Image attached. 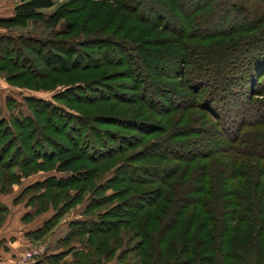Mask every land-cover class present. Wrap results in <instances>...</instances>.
Listing matches in <instances>:
<instances>
[{
	"label": "trees",
	"instance_id": "trees-1",
	"mask_svg": "<svg viewBox=\"0 0 264 264\" xmlns=\"http://www.w3.org/2000/svg\"><path fill=\"white\" fill-rule=\"evenodd\" d=\"M111 1H123L127 10L138 18L143 25H153L149 28L152 32L160 30L165 34H176V38L179 39V48L171 52V54L169 53L171 70L175 75L173 79L183 80L195 97L201 99L199 107L212 115L219 124H217L219 131H210L207 128H198L192 124H187L173 128L170 131L163 130L158 132L155 131V126L151 122L145 120L134 122V120H131V123H134L146 137L158 135L150 140L143 150H150L151 156L163 160L172 158V155L176 161L188 160L189 162H196L198 158L207 159L214 154L217 150V147H213L214 142L220 139L217 142L228 143L230 150L238 157L239 161L244 160L245 162V160H249L252 163L251 165H254L253 168H248V165L243 164L242 168H238L240 178L251 180L253 194L248 193L245 195L229 191L231 200H226V202L225 198H223L225 193L221 190V183L218 180L211 182L209 190L204 186L207 185L205 177H208V171H217V168L215 166L210 167L208 163L204 162L201 164L197 163L196 168L190 166L188 168L189 173H195L196 176H199L204 190H207V193L210 194L209 198H200V204L205 207L203 213L210 215L212 219L206 218V221L200 222V225L191 223V225L187 226V230L175 233L174 231L177 230L179 225L176 215L178 216L182 212H178V210L184 208L181 203L187 202L189 204L190 202L181 196L168 197L167 201L172 205L171 209H166L168 219L162 222V226L158 229L156 228V231H151L146 226V223L154 220L158 221L159 219H157L156 214L153 215L151 213L152 215L149 216L146 213L145 218L141 220L140 232H138L143 241L139 242L138 249L133 246L126 249L125 254L138 250L141 258L140 264H193L194 262L196 264H264L263 242L257 240L249 246L250 240L244 238H237L236 240L235 238L225 237L221 240L218 230L217 234L215 232L204 235L210 219L216 220L219 225L221 224L222 213L220 204L226 205L227 203V205L230 204L229 206H231L229 213L232 218L234 217L233 219L246 224L248 228L259 227L260 232H257V237L258 235L260 237L264 236V217H260L264 211V189L263 192L259 191L255 174L256 170H254L255 165L261 164L264 166V101L255 100L256 97L264 96V9L259 16H254L248 8L231 3L230 0L229 2L224 0L223 3H221V0H167L170 7L160 3L161 0ZM256 1L264 6V0ZM187 2L190 6L185 9ZM143 5L146 6L144 10ZM160 7L168 9L170 19L162 14ZM221 7L223 8V13L216 17L215 12ZM53 8L54 0H17L13 13L7 17H0V29H25L28 21L36 18L42 19L43 12L50 11ZM145 12H148L149 15ZM66 15L67 11L59 8L49 13L44 20L51 26H57ZM20 39L23 49L14 48L13 53L18 54L21 60L29 62V70L34 75L47 74L55 69H59L63 73L77 71L83 64V60L88 56V53H80L78 46L74 45L73 42H69V46L65 49H49V54L44 58L41 55L40 46L50 44V40L44 36H29L19 39L7 36L0 37V41L4 40L8 45L18 43ZM98 39L93 38V41L98 42ZM114 46H117L120 52L125 55V57L122 56L116 59V62L124 64L127 68L125 76L127 79L134 81L133 90L137 102L158 113L166 110L165 107H162L161 98L156 92L169 94L170 91L164 89L153 78L154 76L149 70L150 66L145 64L143 59V48L134 42H127L125 45L115 42ZM10 54L11 52L8 53V55ZM157 54L153 53V56L158 57L159 55ZM18 56H15V60H20ZM194 58L198 62L192 63ZM176 74H179V76ZM113 87V84L108 82H85L65 88L53 97V101L59 102L70 99L69 93L75 94L77 100L88 103L93 100L108 99L112 96L115 99L128 100L116 94L112 96L106 95L105 92L112 91ZM236 88H239V93L243 90L240 96L235 91ZM228 97H231V99H228ZM24 102L29 105L30 115H25L22 111H19L17 115L0 116V169L10 170L11 168L9 163L3 161L7 154L5 147L9 149L14 147L17 155L22 146H24L23 142L27 144V140H33V144H39L40 140L50 142L49 139L42 137V131L36 119L37 115L49 113L52 116L63 118L64 121L61 119V126L53 127L52 130L56 131L55 134L57 135L61 132L65 134L73 143L74 149L70 152L65 150L58 157L52 159V171L54 174L48 175L42 181L35 182L29 189L46 188L47 186L58 187L75 182L76 177L82 174V171L72 172L71 169L84 159V153L82 150H78L77 145L85 131L88 130V133H93L91 131L92 128L87 124V118L76 112L72 113L61 109L52 102L42 99L30 97L25 98ZM180 102H177L173 107L169 106L166 111L171 109V111L179 110L182 106ZM252 111L255 114H250ZM128 123L130 122L128 121ZM62 126L64 127L62 128ZM65 130L75 132L79 139L76 140L77 138H73ZM22 131H24V137ZM208 135H213L214 137L211 138ZM7 136L9 137V140H7L9 142L6 144L5 139L8 138ZM99 136H102L99 145L93 141L89 144L91 153L88 158L94 161L98 156H103L101 157L103 159L122 153L125 145L133 148L137 140L134 137L118 136L114 133H104ZM40 137L42 139H39ZM189 138L194 140L191 141ZM179 139H183V141ZM16 141L17 143H15ZM113 141L115 144L111 143ZM204 142L206 143L204 144ZM206 144L211 145V148L206 149V146H204ZM156 148L163 149L156 152ZM44 155L47 154L44 153ZM83 169L86 171V167ZM133 171L134 169L131 167L125 169L124 164L121 163L113 171L116 176H114L112 182L115 184L131 183L134 180L129 177L119 179L117 174L122 172L132 174ZM145 172L147 175L152 174L155 176L159 173V179L162 181L176 171L167 168L161 170L154 168ZM5 175H8L7 172H5ZM13 175L17 176L15 179H18V175ZM141 181L145 180L142 179ZM225 181H227V186L228 182L231 181L230 177L227 176ZM222 184L224 185L225 182ZM103 185L100 184L101 187ZM190 188L196 189V187L187 183L181 190L182 192H189ZM1 191L3 189H0ZM203 192L202 195L204 194ZM162 196L161 194L159 195L160 198ZM218 197L219 199L221 198V203L218 201ZM89 198H86L88 199V204L84 212L81 213L84 219L70 222L67 232L57 242L58 247H61L70 242L72 236H79L80 238L86 236V239L76 243L79 246L78 248L77 246L70 248V251H75L76 253L74 254L75 259L69 263L60 262L65 254V252H60L45 257L40 256L35 264H106L103 261H105L106 257L108 258L109 254L105 257L100 256L98 250L101 242L96 240L95 237L105 234L108 225L112 226L113 224L110 220L104 219L108 216V211L90 215L92 207L97 204V200ZM149 198L150 196L147 197V199ZM84 201V199L70 200V202L61 206V212L66 213L67 210L73 209L77 202L82 203ZM140 203V200L133 197L131 201L129 199L122 200L109 211L114 210L115 216L120 217L126 214L128 211L127 207H133L134 210L138 209L137 212L140 213L147 208L141 206L142 204L140 205ZM7 211V206L0 203V214ZM55 211L51 218L44 222L42 228L52 229L57 226V222L64 213L61 214L57 209ZM230 219L229 217V221ZM225 223L227 225L225 231L229 232L227 235L229 236L232 231L227 222ZM173 228L175 229L173 230ZM41 230L39 229L37 232L40 233ZM195 230H199L200 235L203 234L200 240L198 236L196 237L192 234ZM24 236L27 240L29 237L32 240L35 237V232L28 231ZM91 243L95 246L93 251L89 250ZM178 245H181V247H178ZM192 246H195V249H192ZM171 256L173 258H170ZM113 264H121V259L118 258Z\"/></svg>",
	"mask_w": 264,
	"mask_h": 264
},
{
	"label": "rangeland",
	"instance_id": "rangeland-1",
	"mask_svg": "<svg viewBox=\"0 0 264 264\" xmlns=\"http://www.w3.org/2000/svg\"><path fill=\"white\" fill-rule=\"evenodd\" d=\"M223 1L221 0V3ZM225 1L229 2V0ZM230 2L248 8L254 16H259L264 9V6L256 0H230ZM123 3V1L115 2L111 0H54V8L50 11H44L42 19L36 18L28 21L25 29H0V37L7 36L19 39L29 36H44L50 40V44L40 46L41 55L44 58L49 54V49H65L69 46V42L77 45L80 53H88L87 58L83 60V64L77 71L63 73L59 69H55L47 74L34 75L29 70V62L21 60L18 54L13 53L14 48L23 49L21 39L18 43H13L12 45L6 44L4 40L0 41V116L17 115L19 111H22L25 115H30L29 105L25 104L24 99L33 97L52 102L61 109L84 116L87 118V124L92 128L91 131L93 132L88 133V130L85 131L77 145L78 150L83 151L84 159L75 164L71 171H82V174L76 177L75 182L58 187L47 186L46 188L29 189L35 182L42 181L48 175L54 174L52 171V159L58 157L65 150L70 152L74 149L73 143L65 134L61 132L57 135L55 134L56 131L52 130L53 127L61 126L63 118L52 116L49 113L36 116L37 123L42 131V137L49 139L51 143L40 140L39 144H33V140H27V144L23 142L24 146H22L17 155L14 147L12 149L5 147L7 154L3 161L9 163L11 168L10 170L0 169V176H2L0 178V189H3L0 192V203L8 208L6 213L0 214V234L14 231L15 229L20 230L21 234H25L28 231L35 232V237L32 240L29 237L28 247L23 248L20 253L22 255L18 261H22L23 256L28 252H33L36 258L34 262H28L27 264H35L40 256L45 257L60 252H65L60 262L69 263L73 261L76 253L75 251H70V248L72 246H77L78 248L79 246L76 243L86 239V236L82 238L72 236V240L61 247H58L57 242L67 232L70 222L84 219L81 213L86 209L88 204V199L86 198L89 197V199L97 200V204L92 207L90 215L108 211L109 214L104 219L110 220L113 224L112 226L108 225V229L105 230L106 232L104 231L105 234L95 237L96 240L101 242L98 250L100 256L105 257L109 254L108 258L106 257L103 262L113 264L120 258L121 264H140L141 258L138 250L128 252V254H125V250L133 246L138 249L139 242L143 241L138 232H140L141 220L145 218L146 213L149 216L156 214L157 219H159L158 221L154 220L146 223V226L151 231H156V228L161 227L162 222L168 219L166 209L172 208L170 202L167 201L168 197L181 196L189 200V204H191L189 205L187 202L181 203L184 208L178 210V212H182L178 216L176 215L179 225L177 230L174 231L178 233L187 230V226L191 225V223L200 225V222L206 221V218L212 219L210 215L203 213L205 207L201 206L200 198L210 197L207 190L210 189V184L213 180H218L221 183V190L225 193L223 197L225 202L226 200H231L229 191L245 195L248 193L253 194L251 180L240 178L238 168H242L243 164L248 165V168H253L254 165H251L252 163L249 160H245V162L244 160L239 161L238 157L230 150L228 143L217 142L220 139L214 142L213 147H217L214 154L207 159L198 158L196 162H189L188 160L176 161L172 155V158L163 160L151 156L150 150H143L150 140L158 135L146 137L134 123H131V120H134V122L141 120L151 122L155 126V131L158 132L163 130L170 131L173 128L187 124H192L198 128H207L210 131H219V124L212 115L199 107L201 99L195 97L183 80L173 79L175 75L171 70L169 53L171 54V52L179 48V39L176 38V34H165L160 30L152 32L149 28L153 25H143L138 18L127 10ZM160 3L170 7L167 0H161ZM16 5L17 0H0V17L10 16ZM145 5H143V10L146 8ZM185 6L186 9L190 4L187 2ZM59 8L66 10L67 15L57 26L49 25L44 19L49 13ZM160 9L162 14L170 19L168 9L165 7H160ZM222 9L221 7L216 10V17L223 13ZM145 13L149 15L148 12ZM93 38H99L98 42L93 41ZM115 42L124 45L127 42H134L143 48V59L145 64L150 66L148 68L152 72L153 78L164 89L170 91L169 94L156 92L161 98L162 107L167 110L169 106L173 107L177 102L181 101L182 106L179 110H162V113H158L137 102L134 97V81L127 79L125 76L127 68L124 64L116 62V59L122 56L125 57V55L120 52L117 46H114ZM7 51L8 53L11 52V54L8 55ZM153 53H158L157 55L159 56H153ZM15 56H18L20 60H15ZM196 62L198 61L194 58L192 63ZM176 75L179 76V74ZM94 81L113 84V90L106 91L105 94L110 96L116 94L128 100L115 99L112 96L108 99L103 98L88 103L77 100L75 94L69 93L70 99L59 102L53 101V97L67 87ZM235 91L239 93L240 90L236 88ZM240 93L242 94L243 90ZM240 93L238 96L241 95ZM228 99H231V97H228ZM255 100L262 102L264 101V96L256 97ZM250 114L255 113L252 111ZM76 126L79 127L78 124ZM22 132L24 137V131ZM65 132L71 134L73 138H77L76 140L79 139L75 132H70L69 130H65ZM104 133H114L118 136L134 137L139 140H136L133 148L125 145L123 152L114 157L102 159L101 157L103 156H98L95 161L89 159L88 156L91 153L89 144L93 141L99 145L102 137L99 135ZM42 137L39 139H42ZM209 137L212 138L214 136L211 135ZM189 139L191 140V138ZM5 140L7 144L9 137ZM179 140L183 141V139ZM111 143L115 144L114 141ZM204 146H206V149L211 148L209 144ZM161 149L163 148H156L155 151H162ZM44 153L52 155H44V157ZM203 162L208 163L210 167L215 166L217 168V171H208V177H205L207 185L204 186L207 190H204L200 177L196 176L195 173L190 174L188 171L190 166L196 168L197 163L201 164ZM121 163L124 164L125 169L131 167L134 171L132 174L128 172L119 173L117 177L119 179L129 177L134 180L131 183L115 184L112 182V179L116 176L113 171ZM83 166L86 167V171H84ZM154 168L157 170L163 168L174 169L177 173H171L160 181L159 173L155 176L152 174L147 175L145 172ZM184 168L186 169L184 170ZM254 170H256L255 174L259 191L263 192L264 166L261 164L255 165ZM5 172L8 175H5ZM13 174L18 175V179H15L17 176ZM227 176L230 177L231 181L226 186L227 181L225 179ZM142 179L145 181L142 182ZM224 182L225 184L223 185L222 183ZM187 183H190L196 189L190 188L189 192H182L181 188H184ZM100 184L104 185L101 187ZM202 192L204 193L203 195ZM160 194L163 195L161 198L159 197ZM149 196L151 199H147ZM131 197L132 199L134 197L140 200V205L142 204L141 206L147 208L138 213V209H135V211L133 207H127L128 211L126 214L120 217L115 216L114 210L109 211L122 200L129 199L131 201ZM73 199H84L85 201L82 203L77 202L75 207L67 210L66 213L61 212V206ZM218 201L221 203V198L219 199L218 197ZM229 205L227 203L226 205L220 204L222 213L221 224L219 225L216 220L210 219L205 233L203 232L204 235L220 232L221 240L225 237L235 238L236 240L237 238H244L250 240L249 246L257 240L263 242L264 246V236L260 237L258 235L257 237V232H260L259 227L248 228L246 224L233 219L234 217L232 218L229 213V209H231ZM55 209L59 210L61 214L64 213L57 222V226L52 229L42 228L44 222L49 220L54 214ZM229 217L231 218L230 221ZM260 217H264V211ZM225 222H227L232 231L229 236H227L229 232L225 231L227 226ZM185 227L186 229H184ZM219 228H221L220 231ZM39 229H42L40 233L37 232ZM192 234L196 237L198 236L199 240L203 235H200L199 230L193 231ZM178 247H181V245H178ZM94 248V244L91 243L89 250L93 251ZM192 249H195V246H192ZM170 258L173 257L171 256ZM193 264H196V262Z\"/></svg>",
	"mask_w": 264,
	"mask_h": 264
},
{
	"label": "crops",
	"instance_id": "crops-1",
	"mask_svg": "<svg viewBox=\"0 0 264 264\" xmlns=\"http://www.w3.org/2000/svg\"><path fill=\"white\" fill-rule=\"evenodd\" d=\"M19 231L15 229L0 234V264H19L20 253L29 244Z\"/></svg>",
	"mask_w": 264,
	"mask_h": 264
},
{
	"label": "built area",
	"instance_id": "built-area-1",
	"mask_svg": "<svg viewBox=\"0 0 264 264\" xmlns=\"http://www.w3.org/2000/svg\"><path fill=\"white\" fill-rule=\"evenodd\" d=\"M35 258L36 255L33 252H28L23 256L22 261H19V264H27L28 262H34Z\"/></svg>",
	"mask_w": 264,
	"mask_h": 264
}]
</instances>
